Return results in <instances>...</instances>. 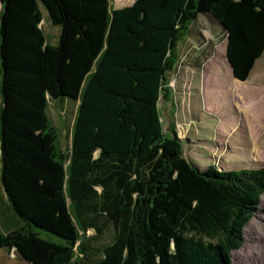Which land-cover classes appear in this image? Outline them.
<instances>
[{"label": "trees", "instance_id": "obj_1", "mask_svg": "<svg viewBox=\"0 0 264 264\" xmlns=\"http://www.w3.org/2000/svg\"><path fill=\"white\" fill-rule=\"evenodd\" d=\"M111 1L0 0V180L20 222L0 228V249L25 264H233L264 167L187 161L159 103L201 15L226 34L233 77L248 80L264 53V0ZM57 100L79 102L70 154L49 114Z\"/></svg>", "mask_w": 264, "mask_h": 264}, {"label": "rangeland", "instance_id": "obj_2", "mask_svg": "<svg viewBox=\"0 0 264 264\" xmlns=\"http://www.w3.org/2000/svg\"><path fill=\"white\" fill-rule=\"evenodd\" d=\"M115 2L111 1L112 8ZM41 11L47 41L58 45L61 28L48 21L43 6ZM188 37L191 40L180 45L161 94L159 111L165 135L171 136L169 127L174 123L183 140L184 157L203 170L210 166L235 171L264 167V55L249 80L236 83L226 58V34L214 19L201 15ZM78 105L57 100L49 106L66 154L71 153ZM93 234V230L88 232ZM102 239L109 242L112 230L106 229ZM231 258L233 264H264V195L244 228L243 245L231 252Z\"/></svg>", "mask_w": 264, "mask_h": 264}, {"label": "crops", "instance_id": "obj_3", "mask_svg": "<svg viewBox=\"0 0 264 264\" xmlns=\"http://www.w3.org/2000/svg\"><path fill=\"white\" fill-rule=\"evenodd\" d=\"M136 0H132L130 2L124 3L122 5L118 4V2H115V7L113 9H122L128 6H131L132 4H134ZM227 37V36H226ZM191 40L189 37L183 41L182 43ZM181 43V44H182ZM226 48H227V43H226ZM264 55V53H263ZM262 55V56H263ZM262 58V57H261ZM260 58V59H261ZM259 59V60H260ZM258 61V60H257ZM257 63V62H256ZM229 64V63H228ZM230 66V65H229ZM256 66V64H255ZM231 68V67H230ZM255 68V67H254ZM254 68L250 74V76L252 75V73L254 72ZM232 70V69H231ZM233 75V74H232ZM249 76V78H250ZM253 77V76H252ZM234 78V77H233ZM248 78V80H249ZM236 79L234 78V81ZM246 80V81H248ZM241 82L239 80H236L235 82L237 83ZM244 81V82H246ZM242 82V83H244ZM0 107H1V94H0ZM0 155H1V143H0ZM1 170V167H0ZM20 226V222L18 221V219L12 214L9 204L6 200V195L4 194V192L1 190V186H0V228L4 233L10 232L11 230H14L16 228H18ZM0 264H25V262L20 261L16 255H15V251L14 250H6V249H0Z\"/></svg>", "mask_w": 264, "mask_h": 264}]
</instances>
